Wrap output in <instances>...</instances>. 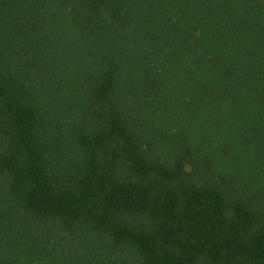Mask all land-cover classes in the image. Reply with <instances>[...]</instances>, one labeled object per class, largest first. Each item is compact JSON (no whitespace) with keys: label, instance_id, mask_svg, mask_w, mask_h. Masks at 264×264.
I'll return each mask as SVG.
<instances>
[{"label":"trees","instance_id":"1","mask_svg":"<svg viewBox=\"0 0 264 264\" xmlns=\"http://www.w3.org/2000/svg\"><path fill=\"white\" fill-rule=\"evenodd\" d=\"M0 264H264V0H0Z\"/></svg>","mask_w":264,"mask_h":264}]
</instances>
